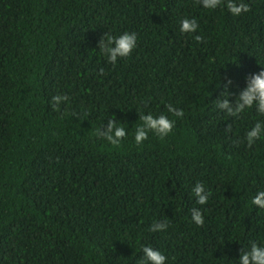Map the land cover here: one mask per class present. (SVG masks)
I'll list each match as a JSON object with an SVG mask.
<instances>
[{"label":"trees","instance_id":"1","mask_svg":"<svg viewBox=\"0 0 264 264\" xmlns=\"http://www.w3.org/2000/svg\"><path fill=\"white\" fill-rule=\"evenodd\" d=\"M244 3L234 17L199 0H0V264H144L142 246L166 264H240L264 247V209L250 205L264 136L246 140L264 116L217 107L264 70V0ZM183 18L197 32L182 35ZM124 32L136 48L110 64L101 42ZM58 94L69 100L54 110ZM149 114L172 131L137 146ZM110 121L126 130L118 146Z\"/></svg>","mask_w":264,"mask_h":264},{"label":"clouds","instance_id":"2","mask_svg":"<svg viewBox=\"0 0 264 264\" xmlns=\"http://www.w3.org/2000/svg\"><path fill=\"white\" fill-rule=\"evenodd\" d=\"M201 6L208 11H215L217 8L226 9L234 17H239L249 11L248 5L244 0H199ZM198 23L196 19L183 18L179 21V32L183 35L185 33L192 34L197 32ZM197 42L201 40L199 35L193 37ZM137 45V37L134 33L124 32L123 34L113 38L107 37V44L101 42V52L106 55V59L110 64L117 63V57L122 59L129 57ZM53 107L55 105L67 102L69 97L66 95L58 94L51 97ZM217 107L221 110H226L227 115L237 117L246 109H256L260 116H264V70L258 74H253L247 82L246 88L240 93L235 106H231L227 99L217 103ZM168 113L172 116L180 118L184 113L179 108H173L167 105ZM174 121L170 120L164 114L154 116L152 114L142 115L141 124L136 127L133 135L134 142L137 146L142 145L148 139V134L152 133L159 139L163 140L167 137L173 128ZM99 134V130H97ZM109 144L118 146L121 140L126 136V130L123 126L115 125L109 122V132L104 134ZM264 136V124L255 122L246 133L247 145L251 147ZM193 196L199 205H205L208 202V196L205 195L204 188L201 184L197 183L192 190ZM251 206H257L264 209V191H259L250 200ZM192 222L201 226L204 223V217L200 211L196 209L191 213ZM167 224L153 223L149 231L163 232L166 231ZM141 250L144 253V264H166V257L160 251H154L150 246H142ZM240 264H264V247H258L253 244L251 251L240 256Z\"/></svg>","mask_w":264,"mask_h":264}]
</instances>
